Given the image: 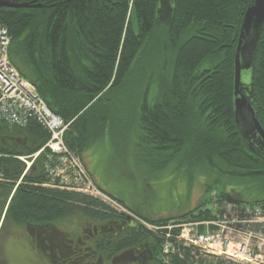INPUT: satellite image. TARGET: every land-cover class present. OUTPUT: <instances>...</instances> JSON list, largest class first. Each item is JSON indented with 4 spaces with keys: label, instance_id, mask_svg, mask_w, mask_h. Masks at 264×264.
Masks as SVG:
<instances>
[{
    "label": "trees",
    "instance_id": "1",
    "mask_svg": "<svg viewBox=\"0 0 264 264\" xmlns=\"http://www.w3.org/2000/svg\"><path fill=\"white\" fill-rule=\"evenodd\" d=\"M0 1L23 5L0 7V24L11 38L8 58L48 109L69 123L64 143L71 152L81 155L91 139L110 129L141 165L163 169L176 162L205 176L255 183L263 198L247 203L264 210V143L253 125V135L241 128V102L233 93L236 47L257 0ZM258 29L249 95L240 106L251 124L248 106L253 110L264 132V13ZM6 134L26 136V145H3ZM48 138L34 121L25 127L0 122V199L11 196L16 222L81 217L95 224L127 216L111 214L97 197L52 187L57 180L45 167ZM38 152L24 174L19 158ZM213 188L220 199L234 202ZM206 203L177 218L215 220L201 210ZM138 215L151 224L170 220ZM250 229L264 235V224ZM144 239L155 248L158 264H239L177 244L175 254L164 255L162 237L141 226L115 248L131 249Z\"/></svg>",
    "mask_w": 264,
    "mask_h": 264
},
{
    "label": "rangeland",
    "instance_id": "2",
    "mask_svg": "<svg viewBox=\"0 0 264 264\" xmlns=\"http://www.w3.org/2000/svg\"><path fill=\"white\" fill-rule=\"evenodd\" d=\"M263 13L264 0H257L249 12V24L239 53L241 70L239 92L242 91V96L245 100L250 90L252 73L251 55L257 40L258 28L260 27ZM240 105H237V112L241 120V128L247 136L249 134L253 135L254 132H252L249 114ZM108 132L111 133H106L102 137L91 139L90 144L85 148L84 152L81 155H77V159L80 161L84 171L89 174L90 178L88 180L98 190L99 195L96 197L102 200L101 202L112 211L111 214L132 217L131 215L133 213L135 219L134 224L137 228L141 226L145 229V225L143 224L154 225L148 223L143 217L138 215L141 214L142 216H147L150 220L170 219L166 223L161 225L157 224L156 226H170L173 222L183 224L182 228L173 230L174 232L177 230L180 231V236L177 235L180 238L182 232L185 230L194 233L195 229L198 231L201 228L200 231L202 232L204 230L203 227H205L203 224L210 221H194L193 217L180 219L177 217H185L189 213L191 214L206 199L207 203H210L212 197L220 198L219 190L213 188L216 186L222 189L224 193L233 197L234 202L247 203L255 199L263 198V195L258 192L253 182L238 184L231 178H223L212 173L205 176L204 173L198 171L195 167L189 168L186 165H179L176 162H171L163 169L159 167L152 168L149 165L148 167L141 165L136 156L132 157L128 151H124L126 147L121 142L122 140H119V138L113 140L112 131L109 129ZM117 137H122V135H118ZM38 154L39 152L27 158H19L25 164L24 174L30 168ZM59 180L60 185L57 184V181H54L52 182V187L56 186L60 189L71 190L68 186H71L72 182L67 176V185L63 179ZM113 196L121 200V202H118ZM224 198L226 197L223 196L222 200L232 203ZM207 203L202 206L201 210L209 213L210 219L214 218L215 220L222 221V227L227 228L228 225H226L224 218L225 213L222 215L223 217H218V212L222 213V211L209 207ZM248 205L251 208H258V205ZM225 209H228V207L225 206ZM77 221L81 224L83 218L78 217ZM154 234L160 235L159 231H155ZM184 246L189 248L188 245ZM195 251L200 256H205V253L202 251ZM219 257L225 259L224 256ZM77 263L84 264L80 260Z\"/></svg>",
    "mask_w": 264,
    "mask_h": 264
},
{
    "label": "built area",
    "instance_id": "3",
    "mask_svg": "<svg viewBox=\"0 0 264 264\" xmlns=\"http://www.w3.org/2000/svg\"><path fill=\"white\" fill-rule=\"evenodd\" d=\"M10 42L7 29L0 24V122L6 123L9 127H25L28 122L34 121L43 127L49 135L45 144V149L49 151L45 167L52 175V179L57 180L59 185V179H63L67 185V176L72 182L68 188L96 197L99 192L88 180L90 176L84 171L77 155L64 143V134L69 123L48 109L35 88L20 76L10 63L8 58ZM106 199L109 200L107 197ZM224 205L228 209H225ZM209 207L222 211L221 216L225 213L227 228L222 227L223 222L216 219L205 222L203 226L206 228L203 227L202 232L201 228L198 231L195 229L194 233L185 230L180 238L179 230L177 234L179 236L173 234V230L182 228L183 224L179 222L164 227L156 226L157 224L143 225L152 233L159 231L164 255L175 254L174 245L177 244L183 247L188 245L205 255L224 256L225 259L237 263L264 264V235L250 229V226L264 224V210L261 207L251 208L248 205L229 203L215 196L212 197Z\"/></svg>",
    "mask_w": 264,
    "mask_h": 264
},
{
    "label": "flooded vegetation",
    "instance_id": "4",
    "mask_svg": "<svg viewBox=\"0 0 264 264\" xmlns=\"http://www.w3.org/2000/svg\"><path fill=\"white\" fill-rule=\"evenodd\" d=\"M10 200L0 199V264H158L147 239L129 251L115 248L137 228L128 215L95 224H80L78 217L51 224L32 218L18 223L9 211Z\"/></svg>",
    "mask_w": 264,
    "mask_h": 264
},
{
    "label": "water",
    "instance_id": "5",
    "mask_svg": "<svg viewBox=\"0 0 264 264\" xmlns=\"http://www.w3.org/2000/svg\"><path fill=\"white\" fill-rule=\"evenodd\" d=\"M23 5L20 4H14V3H10V2H6V1H0V7H10V8H18L21 7ZM244 33L241 32L240 36H239V41L236 47V58L234 60V80H233V93L235 97H239L241 103L243 105L246 104V100L244 99V97L242 95L239 96V90H240V61H239V53L241 50V46H242V42H243V38H244ZM249 112L252 119V125H253V129L256 132L257 136L261 139V141L264 143V132L262 131L260 125L258 124V122L256 121V119L254 118V113L253 110L248 106ZM127 259V256H126Z\"/></svg>",
    "mask_w": 264,
    "mask_h": 264
},
{
    "label": "crops",
    "instance_id": "6",
    "mask_svg": "<svg viewBox=\"0 0 264 264\" xmlns=\"http://www.w3.org/2000/svg\"><path fill=\"white\" fill-rule=\"evenodd\" d=\"M1 140L3 142V145L5 144L6 146L13 145L14 143L18 144V142H21V144L25 146L27 137H23L19 134H6L1 138Z\"/></svg>",
    "mask_w": 264,
    "mask_h": 264
}]
</instances>
